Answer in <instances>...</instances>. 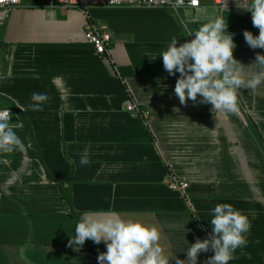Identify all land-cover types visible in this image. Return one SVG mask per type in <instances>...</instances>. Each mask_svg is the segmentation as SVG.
<instances>
[{
  "label": "crops",
  "instance_id": "crops-1",
  "mask_svg": "<svg viewBox=\"0 0 264 264\" xmlns=\"http://www.w3.org/2000/svg\"><path fill=\"white\" fill-rule=\"evenodd\" d=\"M203 3V12L181 11L180 23L196 30L227 17L233 56L250 78L264 54L243 35H259L251 12L214 14ZM47 10L14 9L0 42V109L14 112L22 141L0 154V264H98L87 241L75 251L68 241L83 213L107 212L157 228L167 264H184L190 245L211 231L210 210L223 203L252 225L229 264H264V84L238 90L236 113L181 104L179 74L170 76L158 56L174 37L179 46L194 35L186 37L171 11ZM90 22L108 27V58L85 41ZM34 92L49 96L42 110L30 106ZM130 100L149 112L148 127L126 113ZM85 150L90 164L81 166ZM169 174L189 185L185 197L167 188ZM213 254L201 252L197 264Z\"/></svg>",
  "mask_w": 264,
  "mask_h": 264
},
{
  "label": "clouds",
  "instance_id": "clouds-1",
  "mask_svg": "<svg viewBox=\"0 0 264 264\" xmlns=\"http://www.w3.org/2000/svg\"><path fill=\"white\" fill-rule=\"evenodd\" d=\"M246 11L251 12L253 26L259 29V35L245 30V41L252 49H264V0H251ZM228 28L227 17L223 15L203 23L196 30L185 25L186 37L194 35V38L177 46L179 39L174 37L158 56L162 57L163 67L170 76L179 74L174 93L181 104L191 100L210 104L212 110L236 113L239 111L238 90H256L264 84V54L257 53L252 65L258 66V70L250 78H244L237 66L240 62L233 56L236 44ZM31 100L33 110H42L49 96L34 92ZM10 119V115L0 116V154L12 153L22 146ZM79 163L81 166L90 164L87 150ZM210 215L208 237L197 238L190 245L184 264H197L199 254L208 251L214 254L205 264H229L236 259V250L247 246V234L252 225L245 214L232 204L223 203L213 207ZM160 238L157 228L138 220L122 219L112 212L83 213L68 246L75 251L88 240L96 245L103 242L107 250L98 255V264H167L159 246Z\"/></svg>",
  "mask_w": 264,
  "mask_h": 264
},
{
  "label": "built area",
  "instance_id": "built-area-1",
  "mask_svg": "<svg viewBox=\"0 0 264 264\" xmlns=\"http://www.w3.org/2000/svg\"><path fill=\"white\" fill-rule=\"evenodd\" d=\"M44 5H39L36 0L28 2L27 0H0V25H3L9 18L14 9L21 7H42L49 10L55 9H80L87 12L90 8H114L122 6L141 7L146 9H161L169 10L175 14L181 11H189L197 14L205 10L204 0H183V3L178 4L177 0H44ZM251 0H211V12L216 14L225 10H237L247 8ZM30 4V5H28ZM44 6V7H43ZM85 41L94 49V52L99 56L108 58L111 44V34L105 25L95 23H88L84 33ZM125 111L131 117L141 121V123L148 127L149 112L136 102L130 100L125 104ZM13 111L11 109H0V116L10 115V122H12ZM189 185L174 174H169L167 181V188L171 191L180 193L184 197ZM209 234H202L205 239Z\"/></svg>",
  "mask_w": 264,
  "mask_h": 264
},
{
  "label": "rangeland",
  "instance_id": "rangeland-1",
  "mask_svg": "<svg viewBox=\"0 0 264 264\" xmlns=\"http://www.w3.org/2000/svg\"><path fill=\"white\" fill-rule=\"evenodd\" d=\"M28 2H32V0H27ZM37 1V3L39 4V5H44L45 4V1L44 0H36ZM205 4H209L210 5V3H211V0H205ZM28 5H30V4H28ZM44 7V6H43ZM32 8H40V7H32ZM42 8V7H41ZM43 9H48V8H43ZM68 10H76V11H82V10H80V9H74V8H69ZM161 10V9H160ZM47 12H55V13H57V14H60L61 13V11L59 10V9H55V10H47ZM83 12V11H82ZM171 14H172V16H174L175 17V19L177 20V22H178V24H179V26L181 27V31L182 32H184V33H186V31H185V28H184V26L180 23L181 22V20L183 19L182 18V16H181V12H178L177 14H175V13H173V12H170ZM183 15V14H182ZM180 18V19H179ZM9 19V18H8ZM8 21V20H7ZM7 21L3 24V25H0V42L1 43H4V37H3V34H4V31H5V24L7 23ZM110 51H111V44H110Z\"/></svg>",
  "mask_w": 264,
  "mask_h": 264
},
{
  "label": "trees",
  "instance_id": "trees-1",
  "mask_svg": "<svg viewBox=\"0 0 264 264\" xmlns=\"http://www.w3.org/2000/svg\"><path fill=\"white\" fill-rule=\"evenodd\" d=\"M86 244L88 246V251L96 257H98L100 253L104 252L100 245H96L91 240H88Z\"/></svg>",
  "mask_w": 264,
  "mask_h": 264
}]
</instances>
